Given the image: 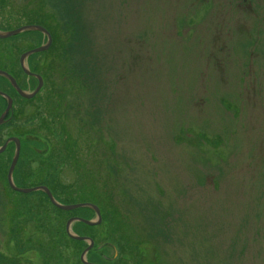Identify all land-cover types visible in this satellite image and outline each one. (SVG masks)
I'll list each match as a JSON object with an SVG mask.
<instances>
[{
  "label": "rangeland",
  "instance_id": "rangeland-1",
  "mask_svg": "<svg viewBox=\"0 0 264 264\" xmlns=\"http://www.w3.org/2000/svg\"><path fill=\"white\" fill-rule=\"evenodd\" d=\"M28 25L52 38L26 63L42 89L26 100L0 79L14 97L0 148L22 141L15 187L99 209L79 223L93 229L71 225L96 239L86 262L264 264V0H0V31ZM44 44L0 40L26 93L37 79L17 61ZM14 149L0 153L3 264H82L66 223L94 211L13 191Z\"/></svg>",
  "mask_w": 264,
  "mask_h": 264
},
{
  "label": "water",
  "instance_id": "water-1",
  "mask_svg": "<svg viewBox=\"0 0 264 264\" xmlns=\"http://www.w3.org/2000/svg\"><path fill=\"white\" fill-rule=\"evenodd\" d=\"M26 32H40V33L44 34V36L47 39L46 44H44L40 48L31 50V51H27L20 58V65H21L22 72L28 77H35L37 79V81H38V86L36 87V89L33 92L26 93V92L20 90V88L16 85V82L14 81V79L10 75H8L7 73L0 71V76L4 77L6 80H8L11 83V86L14 88V90L17 92V94L20 97H22V98H24L26 100H31L41 90V88H42V80H41L40 76L33 75L32 73H30L24 63H25V60L29 56L34 55V54H39L41 52H45L46 50H48V48L51 45V37H50V35L48 34V32H46L45 30H43L39 26L28 25V26H23V27H20V28H18L16 30H12V31H8V32L0 31V40H7V39H10L12 37L18 36V35H20L22 33H26ZM0 97L4 98L6 100V102H7L6 109L4 110L3 114L0 116V126H1V125H3L5 123V118H6L7 114L9 113L10 109L12 108V99L8 95H6L5 93H3L1 91H0ZM9 142H14V144H15L14 157H13L12 163H11V165L9 167V170H8V173H7V182H8L9 187L13 191H16V192H19V193H22V194H30V193L37 192V191L43 192L44 194H46V196L48 197L49 201L51 202V204L53 206H55L56 208H58L60 210H63V211H73V210L83 209V208L91 209V210L94 211L96 221H86V220L79 219V218H72V219L68 220V222L66 223V234L68 235L69 238H71L73 240H76V241L87 242L88 246L84 250V252L81 254L80 261H81L82 264H89L88 262H86L85 259H86L87 253L93 248L94 243L89 238H82V237L74 235L71 232V225L73 223H83V224H85L87 226L99 225V223L101 222V216H100L99 209L96 206H94V205H90V204H86V203L75 204V205H62V204H59L53 198V196L50 193V191L47 188H45V187H36V188H31V189H20V188L15 187L14 183L12 181V175H13V171H14V168H15L17 160H18L20 145H19V142H18L17 139H9L0 148V153L4 152V150L6 148V145ZM98 249H100V248H98Z\"/></svg>",
  "mask_w": 264,
  "mask_h": 264
},
{
  "label": "trees",
  "instance_id": "trees-1",
  "mask_svg": "<svg viewBox=\"0 0 264 264\" xmlns=\"http://www.w3.org/2000/svg\"><path fill=\"white\" fill-rule=\"evenodd\" d=\"M62 5H64V4H62ZM65 6V5H64ZM62 10H63V8H62ZM73 9L72 8H70V11H72ZM73 26H75V28H73V37H72V39H74V40H76V41H81V43H82V35L79 33V29H80V25H79V23H78V21H74L73 22V24H72ZM77 27V28H76ZM76 38H78V39H76ZM71 39V40H72ZM84 44H86L85 43V41H84ZM57 65H59V63L57 64ZM57 68H60V67H58L57 66ZM82 78V77H81ZM17 187H18V185H17ZM43 198H45L46 199V201L47 202H49L48 201V198L46 197V195H44L43 193L41 194V193H39ZM53 195V194H52ZM53 197H54V195H53ZM55 198V197H54ZM57 202H59V201H57ZM60 204H63V203H61V202H59ZM64 205V204H63ZM85 211H88V210H85ZM88 212H90V211H88ZM77 225H79V227H81L82 229H87V230H89V229H93V228H90V227H87V226H85V225H82V224H79V223H77ZM78 227V226H77ZM78 227V228H79ZM67 235V234H66ZM76 236H79V237H83V236H85V237H87V238H89V239H91L93 242H94V244H95V242H96V239L94 238V236L92 235V236H89V235H85V234H82V235H80V234H75ZM71 239V238H70ZM71 242L73 243V244H75V245H78L79 246V250H80V248H83L82 249V252L84 251V249L87 247V244L86 243H84V242H81V241H73V239L71 240ZM106 244H110V243H108V242H105ZM82 246V247H81ZM98 246V245H97ZM94 250L93 251H91V252H96L95 254H96V257L95 258H98L99 257V251L97 252L96 251V247L95 248H93ZM79 253V252H78ZM93 253V254H94ZM87 257H88V255H87ZM4 258H5V255H2V254H0V264H3L4 263ZM101 258H103V257H101ZM104 259V258H103ZM90 260V259H89ZM88 260V261H89ZM102 260V259H101ZM105 260V259H104ZM2 261V262H1ZM89 262H91V261H89ZM93 263L95 264H99V263H97V262H94L93 261Z\"/></svg>",
  "mask_w": 264,
  "mask_h": 264
},
{
  "label": "flooded vegetation",
  "instance_id": "flooded-vegetation-1",
  "mask_svg": "<svg viewBox=\"0 0 264 264\" xmlns=\"http://www.w3.org/2000/svg\"><path fill=\"white\" fill-rule=\"evenodd\" d=\"M20 57H21V56H20ZM20 57H19V60L17 61L18 65H19V68H21V65H20ZM29 58H30V57L27 58L26 63H28ZM27 67H28V65H27ZM15 69H16V61H15ZM0 71H3V70H0ZM3 72L7 73L6 71H3ZM7 74L10 75V76L14 79V81L16 82V85L20 88L19 83H18V80L15 78V77H16V76H15L16 73L14 72V70L12 69V70L8 71ZM0 79H3V80H5V81L8 82V80L4 79V78L1 77V76H0ZM3 80H2V81H3ZM3 82H4V81H3ZM8 84H9V82H8ZM10 87H11V86H10ZM20 89H21V88H20ZM13 90H14V89H13ZM13 90L10 89V88L7 89L8 92H4V91L0 90V91L4 92L6 95H8V96L12 99V108L10 109L8 115L6 116V121L9 120L10 118H12V115H13V103H14V97L11 95V92H12ZM14 92H15V94H17L15 90H14ZM12 93H13V92H12ZM2 100H3V102H4L5 105H6L5 99L2 98ZM4 108H6V107H4ZM4 110H5V109H4ZM4 110H3V111H4ZM2 113H3V112H2ZM5 123H6V122H5ZM10 139H17V140H18L19 145H20V150H19V156H20V151H21V147H22V141H21V139L18 138V137H16V138H10ZM6 141H7V140H6ZM6 141H5V142H6ZM4 144H5V143H4ZM4 144H3V145H4ZM10 145H12L13 148H15V144H14V142H9V143L6 145V148H5L4 152L7 150V148H8ZM19 156H18V158H19ZM13 157H14V155H13ZM12 159H13V158H12ZM11 163H12V161H11ZM16 164H17V163H16ZM10 165H11V164H10ZM15 167H16V166H15ZM82 238H87V237L83 236ZM82 242H84V241H82ZM84 243L87 244V242H84ZM94 248H95V247H94ZM85 249H86V248H85ZM112 249L115 251L114 248H112ZM102 250H104V248H103ZM83 252H84V251H83ZM83 252H82V253H83ZM90 252H91V251H90ZM90 252H88L87 255H88ZM87 255H86V257H87ZM101 257L107 259V257H105V256H101ZM95 264H96V263H95Z\"/></svg>",
  "mask_w": 264,
  "mask_h": 264
}]
</instances>
